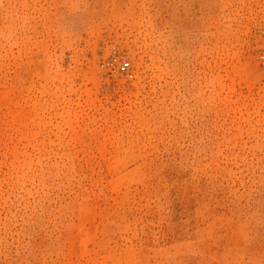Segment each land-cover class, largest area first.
Masks as SVG:
<instances>
[{
	"label": "rangeland",
	"instance_id": "374dc122",
	"mask_svg": "<svg viewBox=\"0 0 264 264\" xmlns=\"http://www.w3.org/2000/svg\"><path fill=\"white\" fill-rule=\"evenodd\" d=\"M0 264H264V0H0Z\"/></svg>",
	"mask_w": 264,
	"mask_h": 264
}]
</instances>
